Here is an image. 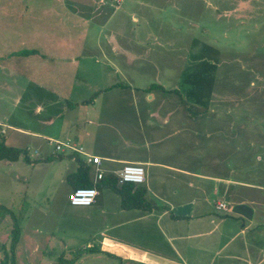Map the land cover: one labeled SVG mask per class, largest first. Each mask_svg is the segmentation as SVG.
Masks as SVG:
<instances>
[{"label":"rangeland","instance_id":"rangeland-1","mask_svg":"<svg viewBox=\"0 0 264 264\" xmlns=\"http://www.w3.org/2000/svg\"><path fill=\"white\" fill-rule=\"evenodd\" d=\"M12 3L1 0L0 8H29L31 19L37 18L30 25L32 37L44 36L43 45H58L59 52L70 56L66 62L40 67V53L32 50L27 59L30 65H11L27 76L13 90L18 106L10 115L14 123L24 125L25 115L30 129L44 127L39 123L45 114L40 101L55 98L52 93L44 95L41 83L47 79L44 74L61 69L62 78L49 82L61 94L63 106L69 100L77 104L75 108L68 105L69 113L53 118L62 121L73 116L80 124L89 125L86 107H93V140L102 139L107 149L118 153L120 149L113 143L120 124L129 133L138 123L136 110L127 104L158 108L174 123L188 122L199 148L218 150L219 158L230 154L240 166L249 165L255 184L264 187V0ZM5 30L0 25L1 38L7 36ZM13 40L16 44L17 39ZM32 42L39 39L32 38ZM4 80L7 83V78ZM116 84L122 85L106 89ZM155 84L177 89L179 94ZM96 92L95 103L82 102ZM4 102L0 103L1 112L13 108L12 101ZM21 109L28 112L23 114ZM58 122L53 124L54 131ZM7 142L28 148L30 158L40 160L28 162L20 156L10 165L0 162V205L11 208L22 225L16 264H58L60 256L63 264H95L88 256L84 208L69 204L70 186L65 182L77 167L75 159L69 164L55 160L64 157L48 160L46 154L36 156L37 138L14 128L8 130ZM71 155L81 157L74 151ZM12 236L13 219L0 208V264H11L8 249ZM109 264L119 261L112 258Z\"/></svg>","mask_w":264,"mask_h":264},{"label":"crops","instance_id":"crops-1","mask_svg":"<svg viewBox=\"0 0 264 264\" xmlns=\"http://www.w3.org/2000/svg\"><path fill=\"white\" fill-rule=\"evenodd\" d=\"M12 1L7 0L13 5ZM36 21L37 18L31 19L29 8L24 6L0 8V25L6 27L7 35L0 37V61H3L0 63V103L6 100L14 103L11 110L0 111V129L5 133L6 143L11 145L7 142L8 130L14 128L37 138L36 156L64 157L55 160L71 164L72 150L66 148L58 153L53 145L47 143V138L52 137L100 156L105 176L117 175L126 163L142 164L146 171L144 183L119 185L125 189L132 184L134 189L144 187L145 197L152 208H124L122 195L103 180L105 176L98 181L94 165L88 163L92 168L93 186L98 188L96 201L91 206H74L70 201L69 204L84 208L87 217L84 227L90 241L88 256L93 258V262L109 264L112 258H116L119 264H264L263 185L255 184L254 171L249 165L240 166L239 160L230 154L219 158L218 150L199 148L188 122L174 123L158 108L127 104L136 110L138 123L129 133L123 123L120 124L119 140L117 138L113 143L120 152L114 153L107 149L102 139L93 140L94 130L90 127L94 125L93 107H86L89 109V125L80 124L73 116L62 121H59L60 117L53 118L56 114L69 113L68 105L77 104L69 100L68 105L63 106L61 94L55 92L53 89L56 87L49 82L62 78L61 69V73L52 71L44 74L47 79L40 82L46 91L44 95L52 93L50 96L55 98L47 103L46 98L40 101L45 114L39 117V123L44 127L41 130L30 129L25 115L24 125L11 120L10 115L18 108L12 96L13 90L17 82H25L27 77L23 71L16 72L11 65H30L27 59L31 57L32 50L35 54L40 53V67L68 60L69 55L59 52L60 46L43 45L44 36L32 37L30 25ZM14 38L17 39L16 44ZM32 38L39 39V42H32ZM73 74L76 76V71ZM82 102L86 103L85 100ZM20 111L25 114L28 109ZM151 117L157 119L152 120ZM145 120L147 125H144ZM81 156L85 160L84 155ZM6 161L8 165L13 162L0 160ZM65 183L70 186V195L74 186L68 180ZM220 203H225L226 209H219Z\"/></svg>","mask_w":264,"mask_h":264},{"label":"trees","instance_id":"trees-1","mask_svg":"<svg viewBox=\"0 0 264 264\" xmlns=\"http://www.w3.org/2000/svg\"><path fill=\"white\" fill-rule=\"evenodd\" d=\"M122 84H116L111 87H108L106 89H110L115 86H121ZM157 86V88L163 89L165 91L169 92H176L179 94V91L177 89L174 90H166L163 86L161 85H153ZM154 88V87H151ZM105 90V89H104ZM100 92V91H99ZM96 92L94 95L87 100H85L86 103L93 102L95 96L99 93ZM20 156H23L28 162H33L34 159H31L29 156V151L25 147H16V146H11L6 143V137L5 133L2 132L0 129V160H9V161H16L20 158ZM71 158H74L75 161L77 162V167L75 171L69 174L67 177V180L74 186V188L77 187H91L93 186V182L91 180V172L92 168L91 166L86 163V161L83 159L81 156L77 155H71ZM52 157H49L48 160H51ZM40 161L38 159H35L34 162ZM105 182L109 183V186L114 189L117 193L122 195V206L124 208H142V209H148L150 210L152 208L151 203L147 198L145 197V188L137 186L134 189V185H130L129 189H125L119 185L118 177L113 174H107L105 178L103 179ZM134 189V192H131V189ZM0 208L3 209L4 211L8 212L12 219H13V236L10 242V246L8 251L10 252V256L8 260H10L11 264H16V249L17 245L19 243L20 237H21V232H22V225L19 220V217L13 212V210L9 207H6L4 205H0ZM62 260L64 258L62 256L58 257V264H63ZM73 264V261H70ZM64 264H67L66 262ZM68 264H71L68 262Z\"/></svg>","mask_w":264,"mask_h":264},{"label":"built area","instance_id":"built-area-1","mask_svg":"<svg viewBox=\"0 0 264 264\" xmlns=\"http://www.w3.org/2000/svg\"><path fill=\"white\" fill-rule=\"evenodd\" d=\"M47 143L49 145H53L55 150L58 152L69 148L72 151L80 153L81 155L83 154L87 163H90L92 166L94 165L96 179L101 181L104 178L105 172L101 168L102 159L100 156L92 155L68 141L63 142L58 139L47 138ZM116 176L118 177L119 183L142 184L146 179V171L142 164L126 163ZM97 195L98 188L95 185L91 187H77L74 188L70 193L69 201L74 206H91L96 201ZM226 207L227 206L225 203H220L218 205L219 209H226Z\"/></svg>","mask_w":264,"mask_h":264}]
</instances>
